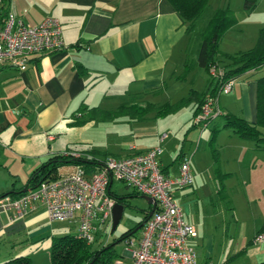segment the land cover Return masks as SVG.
<instances>
[{
    "label": "crops",
    "instance_id": "crops-1",
    "mask_svg": "<svg viewBox=\"0 0 264 264\" xmlns=\"http://www.w3.org/2000/svg\"><path fill=\"white\" fill-rule=\"evenodd\" d=\"M244 2L209 0L212 8L226 6L236 16L220 40V52L252 48L264 27V0L249 11ZM6 11L30 25L56 17L65 46L27 55L22 67L0 65V197L26 189L30 174L56 154L79 155L91 173L106 158L160 145L159 165L166 176L176 177L180 163L189 160L192 182L174 187L172 194L196 227V236L187 243L197 259L264 264V242H253L264 230V155H256L264 148L223 126L222 117L205 129L193 124L201 99L215 83L199 66V47L190 49L195 38L168 0H7ZM262 76L264 64L236 76L233 89L218 94L224 113L255 123L257 80ZM134 100L140 107L184 105L162 117L114 113L124 104L130 108ZM94 108L113 113L92 118ZM215 126L222 127L214 134ZM63 166L70 168L60 172ZM75 168L72 163L60 166V177ZM115 182L121 181L112 180L109 192L129 194ZM126 203L128 207L130 200ZM150 209L143 210V218ZM54 222L42 205L15 218L0 209V261L27 256L47 237L77 232L75 221L67 224L73 232L54 227ZM121 244L123 253L113 264H130L131 253Z\"/></svg>",
    "mask_w": 264,
    "mask_h": 264
},
{
    "label": "built area",
    "instance_id": "built-area-1",
    "mask_svg": "<svg viewBox=\"0 0 264 264\" xmlns=\"http://www.w3.org/2000/svg\"><path fill=\"white\" fill-rule=\"evenodd\" d=\"M2 6L0 0V65L11 63L22 67L27 55L64 48L61 23L56 17L46 16L37 25H30L11 11L2 13ZM224 74L225 70L217 65L209 69L212 81L219 84L218 94L229 93L235 83L234 78L225 80ZM218 94L207 95L194 114L192 122L199 129L212 126L223 116ZM161 154L162 148L157 145L126 157H109L91 173L78 165L73 172L43 181L20 196L0 197V209L15 218L42 205L50 221H75L77 237L90 242L98 229L104 234L111 232L115 200L108 187L112 180L121 181L155 201L154 212L140 227L139 235L123 240L131 253L130 264H213L200 262L188 245V240L196 236V227L186 220L182 208L173 199L174 187L192 182L189 160L180 163L176 177H168L159 165ZM253 242H264V230L255 234Z\"/></svg>",
    "mask_w": 264,
    "mask_h": 264
},
{
    "label": "trees",
    "instance_id": "trees-1",
    "mask_svg": "<svg viewBox=\"0 0 264 264\" xmlns=\"http://www.w3.org/2000/svg\"><path fill=\"white\" fill-rule=\"evenodd\" d=\"M168 1L178 13L183 23L186 24V29L191 35V39L197 38L199 40L200 44L197 61L199 66L205 69L208 74L210 67L212 65H217L225 70V80L231 78L233 79L244 72L257 70L264 64V27L259 30L257 40L252 48L235 53L220 52L219 43L222 36L236 22V16L229 7L224 6L216 8L204 26L201 29H198V21L201 18L205 8L208 6L209 0ZM256 1L257 0H245L244 8L247 11L252 10L256 5ZM4 3L5 0H3V6ZM218 90L219 84L215 83L214 87L207 95L215 96L218 94ZM207 95H204L203 99ZM203 99H201L196 112L199 110ZM132 102L133 104L128 105L130 108H126L124 104L114 113L121 115L126 112L132 117H142L153 112L154 117H162L174 113L183 104L164 103L156 105L145 103L144 107H140L138 104L139 102L136 100ZM90 110L92 118L99 117L98 114L105 116L107 114L112 115L113 113H98L96 108ZM222 120L223 126L231 128L233 132L239 137L252 140L256 143L258 148H264V76L257 80L255 123H251L243 118L229 113H224ZM221 127L222 126H215V128H213L214 134ZM67 163H72L76 166L79 165L86 170L87 163L82 157L56 154L50 157L47 161L43 162L30 174L25 188H34L43 181L59 178L60 175L58 173V168ZM108 193L115 201H120V198L123 196L130 197L139 195V193L134 189L132 193L125 195H116L109 191ZM21 194H23L22 190L19 192H8L4 195L17 197ZM146 217L147 216L140 220L135 228H131L122 232L120 236L113 238L112 240L106 238V234L101 233L99 229L95 234L94 240L90 242L78 238L76 234H66L59 237L54 236L52 237V243L50 247L51 260L49 264H113L120 256L116 250V245L122 243L123 240L128 236H135V232L138 230L137 227ZM135 229L137 230L135 231ZM29 263V257L18 256L5 260L0 264Z\"/></svg>",
    "mask_w": 264,
    "mask_h": 264
},
{
    "label": "rangeland",
    "instance_id": "rangeland-1",
    "mask_svg": "<svg viewBox=\"0 0 264 264\" xmlns=\"http://www.w3.org/2000/svg\"><path fill=\"white\" fill-rule=\"evenodd\" d=\"M7 4V0L5 1ZM210 4H208V6L205 8L201 18L198 21V29H201L204 24L208 21V19L211 17L213 10L215 9V7L212 8V5L209 6ZM199 40L196 38L195 41L190 43V49L191 47H193L192 49L193 52H196V49H198L199 47ZM220 49L222 50V48L220 47ZM225 53H230V52H225ZM233 53V52H232ZM190 57L193 59L194 58V54L192 52H190ZM210 131V130H208ZM224 135V132H222ZM216 139V138H215ZM258 156H262L264 155V151L261 150V152H256ZM261 162V161H260ZM69 166H63L61 168L60 172H65L69 169ZM58 171V173H60ZM235 183V187L240 188V186L238 185L237 181H234ZM115 185L118 186L119 189L131 193L133 191L132 187L128 186L127 184L121 183V182H115ZM140 195V196H139ZM134 195L131 196L129 198L130 200V204L129 206L126 208L122 219L120 220V222L118 223L116 229L113 232H108L105 236L106 238L112 240L113 238H117L118 236H120V234L128 229L131 228H135V226L138 224V222L143 218L144 213L143 210H145L147 207H149L150 205L146 202L145 199H143L141 197V194ZM234 202L239 203L237 198L234 197ZM242 202V201H240ZM142 208V210H141ZM144 208V209H143ZM227 211V210H225ZM228 214H231V212L229 211ZM69 222L68 221H55L54 227L56 228H65L68 229L70 226L67 225ZM217 223V222H216ZM220 228V227H219ZM217 228L216 229V237L218 238L219 241H221V231L220 229ZM74 227H70L71 232H73ZM139 231L140 228L135 232V238L139 235ZM70 232V233H71ZM43 243H40L39 246L34 250V251H30L28 253H26L27 256H29L30 258V263L29 264H49L50 263V247H51V243H52V239L47 237L45 239L42 240ZM1 249H3L4 247H0ZM123 245L121 243L116 245V250L119 254L123 253ZM4 259H2L0 262H2Z\"/></svg>",
    "mask_w": 264,
    "mask_h": 264
},
{
    "label": "water",
    "instance_id": "water-1",
    "mask_svg": "<svg viewBox=\"0 0 264 264\" xmlns=\"http://www.w3.org/2000/svg\"><path fill=\"white\" fill-rule=\"evenodd\" d=\"M25 190L26 189H23V192ZM130 197L129 196L128 197L123 196L120 198V201H115V203L112 207V211H111V219H112L111 232H113L116 229L118 223L122 219L124 210L127 207L126 200L129 199ZM141 197L146 200V202L151 206V209L149 211H147V213H146L147 217L142 221V223H140V225L137 227V229H139L143 225L145 220L153 214L154 209H155V201L151 197H148L146 195H141ZM137 229H135V231Z\"/></svg>",
    "mask_w": 264,
    "mask_h": 264
}]
</instances>
